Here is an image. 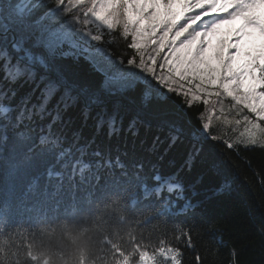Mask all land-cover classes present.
<instances>
[{
  "label": "snow or ice",
  "instance_id": "obj_1",
  "mask_svg": "<svg viewBox=\"0 0 264 264\" xmlns=\"http://www.w3.org/2000/svg\"><path fill=\"white\" fill-rule=\"evenodd\" d=\"M221 144L264 152V0H0V264H183L234 193Z\"/></svg>",
  "mask_w": 264,
  "mask_h": 264
},
{
  "label": "trees",
  "instance_id": "obj_2",
  "mask_svg": "<svg viewBox=\"0 0 264 264\" xmlns=\"http://www.w3.org/2000/svg\"><path fill=\"white\" fill-rule=\"evenodd\" d=\"M115 40L109 47V51L115 57H123L126 60L133 55L127 48V41L120 37L117 30ZM110 39L106 34L105 40ZM205 110V106L199 104L191 109L195 115ZM226 155L221 159L226 161L228 179L233 182L234 193L231 199L215 203L211 209L201 214L200 210L194 217L188 218L183 228L192 229L194 248L183 249V264H231L234 259L231 253L235 250L239 253V264H264V242H262L257 229L259 227V212L252 211L257 206H264V152L246 151L242 147L237 151L228 150L220 145ZM181 161L177 159L175 167H179ZM165 164V171H171ZM184 174H182L183 176ZM193 180L199 178L200 173L194 170L188 174ZM220 177L212 173L204 174L201 182L196 185V191L201 193L193 197V202L203 198L202 190L210 188ZM191 195V193H189ZM178 219L184 220V217ZM125 234L127 232V225ZM143 231L148 236L147 229H138L137 236ZM174 228L168 225V234H173ZM160 234L159 230L152 234V240ZM44 243L55 247L70 243L66 238L58 234L45 236ZM97 255H102L96 249ZM200 256L198 262L196 257ZM110 259V257H109ZM91 264V261H90Z\"/></svg>",
  "mask_w": 264,
  "mask_h": 264
},
{
  "label": "rangeland",
  "instance_id": "obj_3",
  "mask_svg": "<svg viewBox=\"0 0 264 264\" xmlns=\"http://www.w3.org/2000/svg\"><path fill=\"white\" fill-rule=\"evenodd\" d=\"M207 19V18H205ZM200 23V22H198ZM235 25H224L222 27V29L219 31L218 35L212 37L211 39L213 40V44L217 45L219 40L221 39H225L227 37V33L229 31L230 28L234 27ZM225 104H230V101H225ZM219 106H217L218 108ZM218 114V113H217ZM230 115H234V113L230 114ZM243 130V127L241 126L240 128H237L235 131H233V126L229 125V126H225L222 123H220L219 121H215L214 120V124H213V132L217 133L218 131L220 132V134H223L225 136V139H233L235 138L240 131Z\"/></svg>",
  "mask_w": 264,
  "mask_h": 264
}]
</instances>
